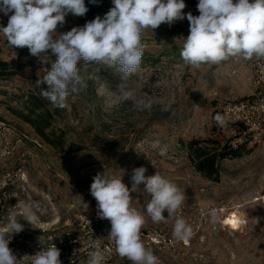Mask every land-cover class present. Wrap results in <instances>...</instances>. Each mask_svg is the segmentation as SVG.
Masks as SVG:
<instances>
[{
    "label": "rangeland",
    "instance_id": "1",
    "mask_svg": "<svg viewBox=\"0 0 264 264\" xmlns=\"http://www.w3.org/2000/svg\"><path fill=\"white\" fill-rule=\"evenodd\" d=\"M184 2L183 11L192 13L193 6ZM84 17L88 16L67 15L57 33L83 26ZM7 22L8 17L0 13V25L7 26ZM188 34L186 18L142 34L141 64L128 87L137 98L152 100L150 110H135L131 101L121 100L119 72L81 60L78 68L83 85L79 91L68 97L66 108L50 105L46 132L56 146L40 137L19 114H27L30 96L39 92L37 80L50 70L51 62L41 63L27 48L9 47L0 34V59L13 73L0 78V120L29 136L24 146L32 153L28 189L33 199L25 203L32 205L38 221L30 225L17 214L24 225L21 232L38 234L41 226L53 229L56 218L63 225L66 215L84 214L83 203L88 205L86 211L97 212L90 185L98 172L109 170L131 188L132 169L144 166L146 176L159 172L186 197L175 217L153 223L146 212L150 196L143 191L145 186H140V193H131L132 207L146 219L141 231L151 235L142 240L159 264H264V101L255 107L258 124L251 133L252 141L246 137L243 142H248L237 154L219 161L218 181L199 173L191 159L193 142L214 149L213 140L225 145L238 137L237 125L219 126L213 112L225 101L264 99V60L236 57L191 68L180 57V39ZM34 139L40 141V148L32 143ZM16 158L17 154L9 160L12 169L18 163ZM213 211L217 216L214 223ZM163 215L167 218L168 212ZM177 217L193 226L194 236L187 242L173 237ZM113 262L131 264L117 253Z\"/></svg>",
    "mask_w": 264,
    "mask_h": 264
},
{
    "label": "clouds",
    "instance_id": "2",
    "mask_svg": "<svg viewBox=\"0 0 264 264\" xmlns=\"http://www.w3.org/2000/svg\"><path fill=\"white\" fill-rule=\"evenodd\" d=\"M89 2L97 4L98 0ZM112 5L103 17L97 15L83 26L57 33L67 15H86L89 9L85 0H0V13L8 17L7 26L0 25V34L8 46L27 48L41 63L51 62L50 70L37 83L47 85L41 89V95L52 107L66 108L68 97L83 85L78 68L83 60L119 72L117 90L121 100L131 101L135 110H150L152 100L137 98L128 87V80L141 64L142 34L162 24L171 27L185 18L189 21V34L180 39L183 41L180 57L185 65L199 69L236 57L264 60V0H198V16L183 11L184 0H112ZM49 54L55 56L54 61ZM214 119L221 127L229 122L223 114ZM146 172L144 166L132 169L131 188L122 177L110 175L109 170L98 172L90 185L98 218L108 220L111 225L106 239L115 245L117 255L131 264H159V258L142 240L146 219L132 207L131 193H140V186H145L143 191L150 196L146 212L153 223L175 217L186 199L184 192L159 172L150 176ZM83 206L86 211L88 205ZM165 210L167 218L163 215ZM211 217L214 223L217 219L214 211ZM20 219L16 212H11L7 230L0 231V264H62L61 250L43 235L38 238L40 251L17 259L9 243L13 234L24 230ZM22 219L30 225L37 223L38 216L30 203H25ZM193 236V226L182 217L175 218L173 237L187 242ZM90 247L86 264H103L100 240L96 239Z\"/></svg>",
    "mask_w": 264,
    "mask_h": 264
},
{
    "label": "built area",
    "instance_id": "3",
    "mask_svg": "<svg viewBox=\"0 0 264 264\" xmlns=\"http://www.w3.org/2000/svg\"><path fill=\"white\" fill-rule=\"evenodd\" d=\"M260 100L264 101L263 98L248 97L225 101L219 105L217 113L225 115L229 122L235 123L239 131L238 137L227 140L225 144L237 149L248 142V139L243 142L246 137L252 141L251 133L258 124L253 114L255 110H258L255 107L260 104ZM261 128L264 131V125ZM27 140H30L29 136L24 132L17 130L9 122L0 120V231L7 230L6 225L11 212L23 215L24 203L33 199L28 189V166L32 153L24 146ZM32 143L38 148L41 146L37 139H34ZM16 154L18 163L12 169L9 160ZM34 203L33 201L32 204ZM34 206L36 207L35 204ZM70 208H74L73 205ZM60 223L61 220L56 218L53 221V229L41 226L38 227L40 230L38 234L30 231L13 234L9 248L18 260L25 255H34L41 250L38 238L43 235L47 241L55 243L56 247L61 250L62 264H86L88 252L92 250L90 245L99 239L104 252L103 264L114 263L115 245L106 239L111 227L108 220L99 219L97 212L91 210L84 211L81 216L66 215L63 225ZM141 236L151 238L150 233L144 231H141ZM21 264H26V262H21Z\"/></svg>",
    "mask_w": 264,
    "mask_h": 264
},
{
    "label": "trees",
    "instance_id": "4",
    "mask_svg": "<svg viewBox=\"0 0 264 264\" xmlns=\"http://www.w3.org/2000/svg\"><path fill=\"white\" fill-rule=\"evenodd\" d=\"M186 3L190 6H193L192 14L198 16L199 12L197 9L198 0H186ZM85 4L88 7L89 11L86 13L87 18L82 19V23H86L94 19L97 15L103 17V15L113 6L112 0H98L97 4H92L89 0H85ZM9 64L0 59V78H5L13 73L8 69ZM47 85H40L38 90L39 92L36 95H31L29 102L31 103L30 107H27V114L19 113L22 118L28 122L37 134L40 135L45 141L56 146L57 143L51 136L46 132L47 128L50 126L49 118H51V107L50 102L42 97L41 89L46 88ZM53 108V107H52ZM217 111L213 112V115L216 116ZM214 149H208L201 146L200 141L192 143L191 148V159L194 164V167L199 173L205 177L212 179L214 181L219 180V171L218 164L219 161L237 154L239 149L242 146H239L237 149H233L228 144L221 145L213 140Z\"/></svg>",
    "mask_w": 264,
    "mask_h": 264
},
{
    "label": "bare ground",
    "instance_id": "5",
    "mask_svg": "<svg viewBox=\"0 0 264 264\" xmlns=\"http://www.w3.org/2000/svg\"><path fill=\"white\" fill-rule=\"evenodd\" d=\"M232 222H236V221H232Z\"/></svg>",
    "mask_w": 264,
    "mask_h": 264
}]
</instances>
